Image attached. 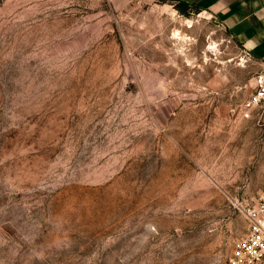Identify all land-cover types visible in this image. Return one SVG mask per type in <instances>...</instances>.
<instances>
[{
	"label": "rangeland",
	"instance_id": "374dc122",
	"mask_svg": "<svg viewBox=\"0 0 264 264\" xmlns=\"http://www.w3.org/2000/svg\"><path fill=\"white\" fill-rule=\"evenodd\" d=\"M173 10L0 0V264H228L264 194L258 70Z\"/></svg>",
	"mask_w": 264,
	"mask_h": 264
},
{
	"label": "crops",
	"instance_id": "0c3cea01",
	"mask_svg": "<svg viewBox=\"0 0 264 264\" xmlns=\"http://www.w3.org/2000/svg\"><path fill=\"white\" fill-rule=\"evenodd\" d=\"M143 1L163 4L166 9L175 7L176 10V5L182 3L187 11L194 9L208 15L240 45L258 72L264 71V0Z\"/></svg>",
	"mask_w": 264,
	"mask_h": 264
},
{
	"label": "built area",
	"instance_id": "2783aa9c",
	"mask_svg": "<svg viewBox=\"0 0 264 264\" xmlns=\"http://www.w3.org/2000/svg\"><path fill=\"white\" fill-rule=\"evenodd\" d=\"M253 80V92L245 103L247 111L264 105V71L257 72ZM245 218L247 234L233 247L228 264H258L264 260V194L246 210Z\"/></svg>",
	"mask_w": 264,
	"mask_h": 264
},
{
	"label": "trees",
	"instance_id": "16d2710c",
	"mask_svg": "<svg viewBox=\"0 0 264 264\" xmlns=\"http://www.w3.org/2000/svg\"><path fill=\"white\" fill-rule=\"evenodd\" d=\"M176 8L178 11H180L183 14L187 13V7L185 5H183L182 3L177 4Z\"/></svg>",
	"mask_w": 264,
	"mask_h": 264
},
{
	"label": "bare ground",
	"instance_id": "6f19581e",
	"mask_svg": "<svg viewBox=\"0 0 264 264\" xmlns=\"http://www.w3.org/2000/svg\"><path fill=\"white\" fill-rule=\"evenodd\" d=\"M191 23H192L191 20H189V19H186V20H185V24H186L187 26H191ZM174 36H175V38H179V37L181 36V34H180L179 31L177 30L176 32H174ZM180 38H181V37H180Z\"/></svg>",
	"mask_w": 264,
	"mask_h": 264
}]
</instances>
